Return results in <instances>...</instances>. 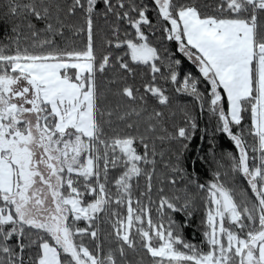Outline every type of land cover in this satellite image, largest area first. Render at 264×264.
I'll use <instances>...</instances> for the list:
<instances>
[{"label": "snow or ice", "instance_id": "6c2138e0", "mask_svg": "<svg viewBox=\"0 0 264 264\" xmlns=\"http://www.w3.org/2000/svg\"><path fill=\"white\" fill-rule=\"evenodd\" d=\"M150 3L0 0V264H264V0Z\"/></svg>", "mask_w": 264, "mask_h": 264}, {"label": "trees", "instance_id": "16d2710c", "mask_svg": "<svg viewBox=\"0 0 264 264\" xmlns=\"http://www.w3.org/2000/svg\"><path fill=\"white\" fill-rule=\"evenodd\" d=\"M138 2H143L147 4L149 6V9H151L150 0H138ZM152 15H154V13H152ZM99 23L100 26L103 27L102 21ZM10 29H11V22L5 20L3 16H0V42H4L5 39L10 35ZM176 54L178 57H181L183 60L182 69L184 74H193V75L198 74V70L195 68V65H193L191 61H188L186 57H183L182 53H179L178 49H176ZM129 83H132V81L129 80ZM135 84L137 86H140L141 80L139 77H137ZM176 95L177 94H173L174 104L179 103L181 105H186L189 108V110L192 111V114L197 116L200 128L201 129L207 128L209 132H211L213 123L209 122L207 110L205 109L204 114H200L198 103L193 102L191 97H180L178 100H176ZM113 102H115V98H113ZM175 122L179 124L182 123V120L179 118V116H177ZM216 146L218 151V156H217L218 159L220 158V154L234 150V146L231 144V141L227 137L221 139L219 133L217 134ZM165 147H167V145H165ZM210 147L211 146L208 143V138L202 135L201 133H198L197 136L194 137L192 143L190 144L189 151L187 153L188 159L185 162L186 166L189 167L193 173L198 175L201 181L210 182L212 180V173L217 167L214 162L210 161V159L208 162H205V160L202 159L204 153L207 150H209ZM221 162L227 165L226 161H221ZM241 186H244L243 182H241ZM200 215L201 213L198 212L194 217V223L185 229V237L191 240L193 243H197L201 239V233L199 228L197 227V225L199 224ZM179 219L182 220L184 223H187V221L183 220L182 216H180Z\"/></svg>", "mask_w": 264, "mask_h": 264}]
</instances>
